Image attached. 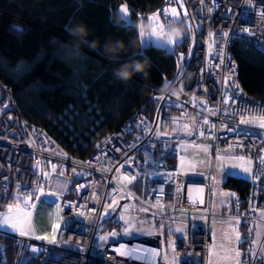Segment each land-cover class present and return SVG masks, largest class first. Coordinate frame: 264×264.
<instances>
[{
    "label": "built area",
    "instance_id": "2783aa9c",
    "mask_svg": "<svg viewBox=\"0 0 264 264\" xmlns=\"http://www.w3.org/2000/svg\"><path fill=\"white\" fill-rule=\"evenodd\" d=\"M128 10L141 49L163 50L174 72L151 90V117L135 111L87 158L62 156L45 132L23 119L0 82V219L32 210L44 191L58 195L65 221L55 244L0 232V264H165L160 234L103 242L104 231L123 228L102 219L105 202L122 190L151 211L189 216L185 237L171 247L174 257L179 264H209V207L217 186L233 194L228 208L240 234L237 264H264V106L241 99L230 50L238 39L264 53V0H162L149 13ZM183 145L205 148L209 158L220 150L247 154L246 196L225 189L226 179L210 170L189 169ZM258 226L263 229L255 239Z\"/></svg>",
    "mask_w": 264,
    "mask_h": 264
},
{
    "label": "trees",
    "instance_id": "16d2710c",
    "mask_svg": "<svg viewBox=\"0 0 264 264\" xmlns=\"http://www.w3.org/2000/svg\"><path fill=\"white\" fill-rule=\"evenodd\" d=\"M161 3L0 0V82L23 119L45 132L62 156L85 159L135 111L153 115L150 92L173 75L174 62L161 49H141L137 30L118 10L126 5L145 14ZM230 50L241 99L264 106V53L238 39ZM136 63L145 70L135 72ZM124 70L132 73L127 80L119 76ZM247 183L229 176L224 188L244 198Z\"/></svg>",
    "mask_w": 264,
    "mask_h": 264
},
{
    "label": "rangeland",
    "instance_id": "374dc122",
    "mask_svg": "<svg viewBox=\"0 0 264 264\" xmlns=\"http://www.w3.org/2000/svg\"><path fill=\"white\" fill-rule=\"evenodd\" d=\"M181 153L189 169L194 171L209 169L219 180L233 176L248 181L251 176L252 160L244 153L220 150L209 158L205 148L189 145H183ZM121 180L127 188L135 190L140 197L144 196V193L140 192L138 184L134 185L128 177H123ZM232 196V193L224 191L221 186H217L216 193L211 199L212 205L209 209L211 215L209 221L211 233L209 264H237L240 234L235 221L230 217L231 211L228 208L229 199ZM221 208H225L224 213ZM262 216L264 217V213ZM4 217L20 221L27 234L21 236L18 233L10 232V230H0V232L48 244H55L59 229L65 226L59 208L58 195L55 193L47 194L44 191L40 193L37 204L32 210L16 209L5 212L1 219ZM102 219L113 223L118 221L123 226L119 234L110 233L109 230L104 231L102 233L103 242L134 240L148 235L160 234L162 236L161 260L165 264H179V260L175 259L171 247L175 245L177 239L185 237L186 227L191 223L189 216L171 217L151 211L141 205L140 201L133 195L122 190L118 197L105 202ZM262 229V226L256 228L255 239L260 236Z\"/></svg>",
    "mask_w": 264,
    "mask_h": 264
},
{
    "label": "snow or ice",
    "instance_id": "6c2138e0",
    "mask_svg": "<svg viewBox=\"0 0 264 264\" xmlns=\"http://www.w3.org/2000/svg\"><path fill=\"white\" fill-rule=\"evenodd\" d=\"M122 12L127 13V8H122ZM173 13H175V10H172ZM127 23V21H126ZM261 127H264V123H261ZM0 230H10L12 233H18L21 236H24L27 234L26 229L23 227L20 221H14L10 217H4L0 219ZM33 251H37V249L33 248ZM264 259V257H262Z\"/></svg>",
    "mask_w": 264,
    "mask_h": 264
},
{
    "label": "clouds",
    "instance_id": "9594fccd",
    "mask_svg": "<svg viewBox=\"0 0 264 264\" xmlns=\"http://www.w3.org/2000/svg\"><path fill=\"white\" fill-rule=\"evenodd\" d=\"M177 31L179 32L180 30L177 29ZM133 69L135 72H143L145 70V67L144 65L142 64H139V63H136L134 66H133ZM131 72H129L128 70H124L122 72L119 73V76L122 78V79H129L130 76H131Z\"/></svg>",
    "mask_w": 264,
    "mask_h": 264
},
{
    "label": "water",
    "instance_id": "95a60500",
    "mask_svg": "<svg viewBox=\"0 0 264 264\" xmlns=\"http://www.w3.org/2000/svg\"><path fill=\"white\" fill-rule=\"evenodd\" d=\"M127 8V13H125V12H122L121 11V9L122 8ZM118 14L120 15V17L123 19V21L126 23V21H127V23H129L130 21H131V14H130V12H129V10H128V7L126 6V5H124V6H122L119 10H118Z\"/></svg>",
    "mask_w": 264,
    "mask_h": 264
},
{
    "label": "crops",
    "instance_id": "0c3cea01",
    "mask_svg": "<svg viewBox=\"0 0 264 264\" xmlns=\"http://www.w3.org/2000/svg\"><path fill=\"white\" fill-rule=\"evenodd\" d=\"M209 170V169H208ZM207 171V170H206ZM198 172H204V171H198ZM38 199H39V197H38ZM38 199H37V201H38ZM213 199V198H212ZM37 201H36V204H37ZM35 204V205H36ZM211 205H212V202H210V207H211ZM210 207H209V209H210ZM222 209V211H223V213H224V210H225V208H221ZM220 217V216H219ZM236 223V222H235ZM236 225H237V223H236ZM237 228H238V225H237Z\"/></svg>",
    "mask_w": 264,
    "mask_h": 264
}]
</instances>
